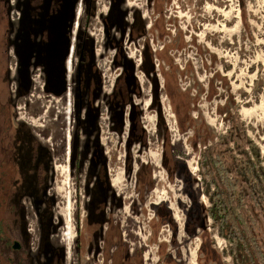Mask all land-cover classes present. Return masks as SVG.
I'll list each match as a JSON object with an SVG mask.
<instances>
[{
    "label": "rangeland",
    "instance_id": "obj_1",
    "mask_svg": "<svg viewBox=\"0 0 264 264\" xmlns=\"http://www.w3.org/2000/svg\"><path fill=\"white\" fill-rule=\"evenodd\" d=\"M15 1L22 2L24 0ZM165 2L164 14L167 33L164 38L150 35V38L153 39L151 43L155 50L162 49L166 43L172 44L171 54L169 53L171 57H169L172 59V63H175L173 65L174 75L178 77L176 84H179L181 90L187 94L191 115L197 117L196 127L202 126L203 122L209 125L215 134H227L231 126V123L227 121L230 118L228 114H238V117L246 124L249 137L260 147L264 156V0H165ZM7 3L9 11L6 15L13 24L7 38L22 43L23 32L19 26L22 19L21 6L19 5L17 8L20 12L17 20L13 7L10 9L14 0H7ZM128 5L141 8L147 18L153 17L148 0H128ZM108 6V0H99L98 7L101 14L107 11ZM4 26L0 25V37L4 35L6 29ZM89 30L97 39L98 54H105L99 58L98 63L104 71L108 86H110L115 75L111 67L112 52L109 49V52L104 53L106 40H102L103 25L99 17L89 24ZM132 49L135 54H138L134 47ZM156 63L163 89L161 94L162 110L168 120L172 138L185 150L186 157L184 159L189 164L191 171L200 177L198 174L200 152H196L188 140V136L193 135L194 130L190 129L186 134L180 133L176 114L165 88H163L165 80L161 71L162 62L157 58ZM167 68H169L168 65ZM141 82L146 96L143 106L146 108L144 122L149 144L145 150H140L139 146H136L134 155L136 160L140 159L142 162L154 166L152 172L157 184L155 189L147 195L146 214L133 213L131 204L139 198L136 183L137 172L135 171L130 178L128 177L125 171L124 141L122 142L116 135L106 131L103 134V142L109 157L112 185L117 193L123 196L126 203L122 210L114 213V218L121 224L125 243L133 255L141 250L145 264H163L158 248L153 245L155 243L149 242V219L154 214L150 205L167 202L178 223V240L182 249L183 262L185 264H203L199 259L201 238L197 237L191 240L184 232V210L187 208L189 200L183 193V184L179 179L170 181L168 173L162 167L163 145L156 135L158 114L150 108L152 85L147 77L145 79L142 76ZM178 101L180 102V99ZM72 110L73 105L68 107L66 102H55L54 139L49 141L52 143L51 146L54 144L55 148L53 153L54 177L49 185L48 195L56 199L52 208L54 224L58 225L60 221L62 223L52 238L65 247L67 264H96L92 253H79L76 250L75 238L85 223L84 205L87 198L85 195L86 173L85 171L80 173V170L71 167L70 154L68 153V135L74 129ZM68 112L71 113L70 118ZM46 161L47 156L44 157V163ZM138 164L136 161V170ZM57 166H60L62 173H58ZM50 178L51 176L45 172L43 180L35 188L38 196L44 195ZM96 193L95 190V196H97ZM203 200L206 206L209 205L206 196H203ZM99 205L100 199L97 197L88 206L90 215L94 216L91 218L90 224L94 226L100 223L96 217ZM44 207L42 206V208ZM68 217L72 220V240H67L65 236L66 218ZM33 220L34 226L38 227V217L34 216ZM85 229L86 225L83 230L85 231ZM170 238V231L168 228H164L161 232V239L169 240ZM92 239L93 237L89 234L85 235L83 244L86 249L88 245H91ZM215 240L217 243L213 248L217 252V264H233L232 258L226 253L230 243L220 237L216 231ZM176 250L169 247V251L177 256Z\"/></svg>",
    "mask_w": 264,
    "mask_h": 264
},
{
    "label": "trees",
    "instance_id": "obj_2",
    "mask_svg": "<svg viewBox=\"0 0 264 264\" xmlns=\"http://www.w3.org/2000/svg\"><path fill=\"white\" fill-rule=\"evenodd\" d=\"M165 0H156L160 18L155 22L154 30L159 36L166 35L165 14H163ZM166 3V2H165ZM125 0H112V8L109 13L102 16L105 26L106 49L117 48L116 64L123 67V75L117 83L114 93L108 98L111 110L113 129L122 132L124 126L125 110L131 105V135L127 141L126 173L130 177L133 173L134 156L132 146L140 144L148 148L147 134L142 130L140 116L142 111L133 101V96H141V87L135 77V64L129 59L123 50V40L112 34V28L116 27L122 33L127 28V9L124 7ZM117 11V17L113 12ZM145 32V23L139 12L135 14L134 36ZM172 44L166 43L162 49H154L151 40H146L144 49V62L142 69L152 85V102L150 108L158 114L157 137L163 145L162 166L168 173L170 181L181 180L183 193L187 196L189 204L184 210V229L191 239L201 238L199 259L203 264H217L218 256L213 248L217 243L215 231L218 235L230 243L226 251L232 258L233 264H264V156L262 150L249 137L246 124L238 117V114H228V122L231 123L227 134H215L209 125L202 122V126L196 127L197 117L191 115V106L187 94L183 92L179 84H176L172 59L170 58ZM91 51V50H90ZM95 53L94 40L92 47ZM170 53V54H169ZM170 56V57H169ZM162 64L161 71L164 75L165 92L170 99L171 106L176 114L180 133L186 134L190 129L194 130L188 140L196 152H200L198 162L200 177L196 176L184 159L185 150L181 145L174 142L167 120L163 114L161 94L162 82L158 75L156 59ZM164 63V64H163ZM167 65L169 68H167ZM86 82L84 77L74 78L73 94L76 102V132L72 142V168L81 169L86 161H90V171L87 177V193L90 201H94V195L90 185L105 186V192L100 196L107 204L111 200L113 206H123L121 197L115 191L111 192L110 177L107 170V157L99 139V108L96 101L102 95L101 82ZM180 99V102L178 101ZM85 110L84 117L82 111ZM81 132L85 139H81ZM140 169L137 172L138 189L146 195L156 187L152 169L154 166L138 160ZM203 196H206L209 205L206 206ZM44 201V200H43ZM55 197L46 198L47 206L40 211L41 220L45 224L52 223L53 205ZM183 206L182 204H180ZM152 210L156 214L150 222L152 229L151 242L157 243L162 256L163 264H185L182 252L179 249L178 223L174 218L173 211L167 202L152 204ZM89 214V219L93 218ZM100 227L107 221L105 208L102 207L96 215ZM58 225L54 224V232ZM171 229L172 246L177 248V256L169 252L170 244L158 242L161 229ZM97 230V227L92 228ZM46 231V228L45 230ZM48 233V232H47ZM49 235V233H48ZM108 250L112 245L118 246L113 255L114 264H143L141 254L132 257L121 240L117 227L110 226L108 231ZM77 241V251L85 247ZM108 258L111 257L109 251ZM181 259V260H179ZM220 262V261H219Z\"/></svg>",
    "mask_w": 264,
    "mask_h": 264
},
{
    "label": "flooded vegetation",
    "instance_id": "obj_3",
    "mask_svg": "<svg viewBox=\"0 0 264 264\" xmlns=\"http://www.w3.org/2000/svg\"><path fill=\"white\" fill-rule=\"evenodd\" d=\"M148 1L153 11L152 18H147L141 8L129 6L128 0H125L124 7L128 11L126 16L127 28L123 33L116 27L112 28V34L116 38L123 40V50L126 56L135 64V77L140 84L142 95H134L133 101L140 107L142 111L140 122L142 130L145 132V134L146 126L144 118L146 114V108L143 106V100L146 96L144 95V86L141 82L142 76L145 79L147 77L145 71L142 69L144 62V49L146 46V40H153L150 38V35L160 38L158 31L154 30V25L155 22L161 17V14L158 12L156 0ZM108 2L109 6L105 12L106 14L100 15L103 25L102 40H106L105 26L102 16L107 15L112 8V0H108ZM96 3H99V0H96ZM19 5L20 2L14 0V4H12L10 7V9L13 7L14 14L17 15L15 16V19L17 20L18 16L20 15V12L17 10ZM8 11L9 5L7 0H0V25H5L4 27L6 28L4 35H1L0 37V264H67L65 261V247L59 242H55L52 238L54 236V213L52 223L47 222V224H45V221L41 220L42 218L40 216V211L43 209L42 206H47L46 198L49 196L48 188L51 180L54 177L53 153L55 148L54 144L51 146L52 143L49 141H53L54 139L53 126L55 121V102H66L68 107L73 105L72 122L74 123V129L68 135V153L70 154L72 167V142L77 125L76 102L73 94V87L75 84L74 78L76 79L78 76L84 77L87 83H96L97 80L100 79L99 82H101L102 95L95 103L96 107L99 108V139L107 157V170L110 177L111 192L115 191L117 196L121 197L123 206L120 208L113 206L110 199H108L106 205H103L104 200L100 196L103 194V192H105L104 190H106L107 184L104 187H97L94 183H91L90 188L93 192V195L94 191H97V196L94 195V198L98 197L100 199V205L97 214L101 208L104 207L107 221L103 224L102 228L100 227V223L96 226L90 224L91 219H89L90 213L88 211V206L93 202L87 206L88 202L90 201V196L87 193V177L91 164L88 160L80 169L79 162L76 163L78 165V168L76 169L80 170V173L83 171L86 173L85 195L87 198V201L84 205L86 210L85 223L82 227V230L78 232V235L75 238L76 250V239L79 240V244L81 245L85 243L83 241L85 240V235L89 234L93 237L91 245H88L87 249L84 247L79 253H92L94 259L96 260V264H114L113 255H115L118 246L114 244L108 250V231L110 226L113 225L114 227L118 228L121 240L126 246L129 254L132 257L141 254L143 258V252L141 250L136 255L131 253L128 245L125 243L126 240L123 237L121 224L114 218V213L122 210L126 203L123 196L119 195L112 185L109 172V157L106 146L103 142V134L106 131L116 135L122 142L124 141L127 158V141L130 138L132 128L130 120L131 105L128 104L126 106L124 126L122 132H118L113 129L114 123L112 121L111 110L108 104V98L117 88V83L124 71L123 67L116 64V58L118 54L117 48H112L110 50L104 48V53L106 51L112 52L111 67L115 74L111 85L108 86L104 71L101 69L98 63L99 58L105 54H98L99 50L97 39L88 28V31L94 40V61L91 60V56H87L88 53H82L79 58L76 70L71 71L69 87L66 88L63 94L57 95L49 87L48 76L45 69L40 64H37L34 60H29L28 57L23 54V44L21 42L18 43V40H8L7 35L10 33L11 27L13 25L6 15ZM164 11L165 5L163 8V14ZM136 12L140 13L141 18L145 23V32L139 36H134ZM1 13H3V15H1ZM113 16L115 18L117 17L116 10L113 12ZM13 21L15 22V20ZM133 47L136 51H138V54L133 52ZM70 112H68L69 118L71 116ZM84 114L85 110L82 111V117H84ZM167 124L169 126L168 120ZM80 135L81 139L84 140L85 136L82 134V132ZM136 146H139L140 150L146 149L140 144H134L132 146L131 150L134 156L133 173L135 171L138 172L140 169V164H138L137 170L135 168V162L138 161L134 155V148ZM45 156H47L46 163H44ZM143 163L146 164V162ZM126 166L127 164H125V171ZM45 172H47L51 178L44 195L38 196L35 192V188L38 186L40 181L43 180ZM136 183L139 198L132 202L131 208L135 214H146V198L149 193L146 195L145 191L141 194L138 189V182L136 181ZM140 208H142V210H140ZM170 209L172 210L171 207ZM34 216L38 217V227L34 226ZM155 217L156 214L154 213L149 219V242L151 244L153 242H151L150 239L153 233L150 222ZM85 225L86 229L84 231L83 228ZM94 227H97L99 231L92 229ZM45 228L46 231H44ZM163 229H161L159 233L158 242L160 243L165 241L169 243L172 248L177 249L176 247L172 246L173 234L171 229L168 228L171 233V238L169 240L161 239V232ZM184 232L186 233L185 229ZM178 239L179 238L177 237V240ZM153 245L158 248V252L160 253L159 245L157 243ZM179 249H181L180 244ZM108 251L111 254L110 258L107 256ZM169 252L172 253L171 251ZM143 264H145L144 259Z\"/></svg>",
    "mask_w": 264,
    "mask_h": 264
},
{
    "label": "crops",
    "instance_id": "obj_4",
    "mask_svg": "<svg viewBox=\"0 0 264 264\" xmlns=\"http://www.w3.org/2000/svg\"><path fill=\"white\" fill-rule=\"evenodd\" d=\"M22 52L46 71L57 95L69 87L82 53L94 61L89 24L100 18L96 0H24L20 2ZM106 14V13H103ZM91 50V51H90Z\"/></svg>",
    "mask_w": 264,
    "mask_h": 264
},
{
    "label": "bare ground",
    "instance_id": "obj_5",
    "mask_svg": "<svg viewBox=\"0 0 264 264\" xmlns=\"http://www.w3.org/2000/svg\"><path fill=\"white\" fill-rule=\"evenodd\" d=\"M57 171H58V173L63 172L62 169L60 168V166H57ZM59 191H60V189H59ZM71 221L72 220L69 217L66 218V230L67 231L65 232V236H66L67 240H69V239L72 240V228H71L72 224H71ZM192 259H193V256H192Z\"/></svg>",
    "mask_w": 264,
    "mask_h": 264
}]
</instances>
